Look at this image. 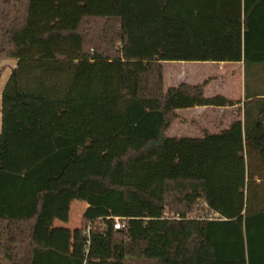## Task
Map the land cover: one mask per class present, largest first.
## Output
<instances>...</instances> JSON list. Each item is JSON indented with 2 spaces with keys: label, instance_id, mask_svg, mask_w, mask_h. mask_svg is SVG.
Returning <instances> with one entry per match:
<instances>
[{
  "label": "trees",
  "instance_id": "1",
  "mask_svg": "<svg viewBox=\"0 0 264 264\" xmlns=\"http://www.w3.org/2000/svg\"><path fill=\"white\" fill-rule=\"evenodd\" d=\"M2 59L0 264H264V0H0ZM165 62H243L245 121L170 136L235 103ZM85 186L80 256L40 246L45 198Z\"/></svg>",
  "mask_w": 264,
  "mask_h": 264
},
{
  "label": "crops",
  "instance_id": "2",
  "mask_svg": "<svg viewBox=\"0 0 264 264\" xmlns=\"http://www.w3.org/2000/svg\"><path fill=\"white\" fill-rule=\"evenodd\" d=\"M168 62L164 63V76H165V86H166V73L165 67ZM187 66L188 62H178ZM192 66L200 65L199 62L191 63ZM201 64H213L214 66H219L220 69L230 66L233 69H236V72L233 70L229 76L232 75H239V80L235 81L234 79L226 84L225 88H221L223 92H220V88L217 86L213 91H215L212 95H206L208 97L213 96H224L227 99L233 101L235 105L227 106V107H215V106H201V107H194L189 109H182L178 110L177 118L175 122L172 124L169 133L172 137H190V138H197L201 137L204 134H224L228 133L234 124L238 121H245V114H246V105H247V96H246V81H245V65L243 62L241 63H219V62H206ZM237 64H242V68L236 67ZM224 70H220L218 76H228V73H223ZM190 72V73H189ZM195 70L190 66L186 70H182L180 74H172L171 75V82L170 87L178 86L180 84H192L198 85L202 84L200 79L194 74ZM211 84H206L205 87V94L206 90H209ZM167 88V87H166ZM222 130L224 132H217ZM63 192L59 195H50L54 196L48 202L47 196L44 200V205L42 211L40 213L39 221L37 223L36 231H35V239L38 244L42 247L46 248H54L57 249L65 254H69L73 257H79L81 254L78 253H71L64 250L65 240L62 239L61 241H55L50 237L53 231L63 230L65 228V224H68L67 219V211L63 210H55L54 205L58 201H63L64 196ZM67 200V199H66ZM65 200V202H66ZM45 206L49 208L47 211ZM87 209L89 208V204L87 202ZM86 209V210H87ZM86 212V211H85ZM82 223L80 226L81 231ZM81 239V235H80ZM82 244V241H81ZM82 249V246H81ZM80 249V250H81Z\"/></svg>",
  "mask_w": 264,
  "mask_h": 264
},
{
  "label": "rangeland",
  "instance_id": "3",
  "mask_svg": "<svg viewBox=\"0 0 264 264\" xmlns=\"http://www.w3.org/2000/svg\"><path fill=\"white\" fill-rule=\"evenodd\" d=\"M191 63L197 62H188L187 64L190 65L195 70V75L200 79L199 82L211 84L209 90H206V95H212L215 91H213L217 86L220 88V92H223L221 88H225L228 81H235L239 80V75H232L229 76L233 70L236 72V69H233L230 66H226L220 69L219 66H214L213 64H201L206 62H199L200 65L192 66ZM16 66V60L14 59H2L0 62V132L2 130V112H1V98L2 92L4 87L8 81V78L11 73V67ZM190 66L178 63V62H168L166 65L165 73H166V87H170L171 75L172 74H180L182 70L188 69ZM238 69L239 67L242 68V64H237ZM220 70H224L223 73H228V76H218ZM230 72V73H229ZM190 73V72H189ZM173 132V131H172ZM172 132L169 133L172 134ZM217 132H224L219 130ZM63 201H58L55 203L54 208L55 210H63L67 211V218L64 215V221L67 219L68 224H65V228L63 230L53 231L50 235L52 239L55 241H61L62 239L65 240L64 250L71 252V253H81V239H80V226L82 223V217L87 209V189L86 186L79 192H72V191H64ZM54 196L48 197V202ZM67 199V200H66ZM66 200V202H65ZM45 209L48 211L49 208L45 206ZM81 249V250H80ZM80 255V254H79Z\"/></svg>",
  "mask_w": 264,
  "mask_h": 264
},
{
  "label": "built area",
  "instance_id": "4",
  "mask_svg": "<svg viewBox=\"0 0 264 264\" xmlns=\"http://www.w3.org/2000/svg\"><path fill=\"white\" fill-rule=\"evenodd\" d=\"M109 219H113L114 220V228L117 229V230H121L124 228L125 226V223L124 221L122 220V218H119V217H108ZM88 232L90 233V229L88 230ZM90 243V242H89Z\"/></svg>",
  "mask_w": 264,
  "mask_h": 264
}]
</instances>
